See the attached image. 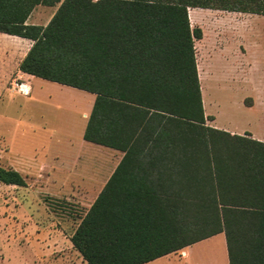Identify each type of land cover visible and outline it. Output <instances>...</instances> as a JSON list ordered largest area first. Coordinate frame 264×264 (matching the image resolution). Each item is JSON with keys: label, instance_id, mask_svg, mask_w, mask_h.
Listing matches in <instances>:
<instances>
[{"label": "trees", "instance_id": "obj_1", "mask_svg": "<svg viewBox=\"0 0 264 264\" xmlns=\"http://www.w3.org/2000/svg\"><path fill=\"white\" fill-rule=\"evenodd\" d=\"M57 6L47 24L28 23ZM191 7L264 0H0L32 40L22 72L95 94L83 138L124 152L70 240L85 264H144L225 234L229 264H264V141L207 124ZM0 183L25 175L0 164Z\"/></svg>", "mask_w": 264, "mask_h": 264}, {"label": "rangeland", "instance_id": "obj_2", "mask_svg": "<svg viewBox=\"0 0 264 264\" xmlns=\"http://www.w3.org/2000/svg\"><path fill=\"white\" fill-rule=\"evenodd\" d=\"M56 9L57 6L39 5L31 21L45 25ZM198 14L211 20L201 27ZM244 16L246 13L242 12L190 8L194 26L204 28L208 40L216 43L229 40L225 54L230 63L209 64L205 73L201 71L205 83V90L201 88L203 103L205 112L209 116L214 114L219 124L227 125L233 120L263 129L257 109L250 111L245 100L250 104L256 95L264 98V64L249 69L239 44L241 40L247 48V44L260 42L264 52V16L249 17L247 25L241 21ZM240 35L242 38H238ZM3 36L8 39H3L2 48H11V52L29 50L31 46L30 43L21 46L13 41L12 35ZM216 50L218 47L207 50L206 58H220L218 53L214 55ZM11 56L14 69L11 80L0 88V164L21 171L27 184L0 183V264H85L70 237L95 200L97 189L93 188L92 196L72 193V187L82 191L89 190L90 185L76 181L77 172L83 171L82 156L73 171L70 172L68 164L75 152L72 144L77 145L83 124L79 108L86 104L81 92L93 94L40 77L26 79L17 75L18 59L13 53ZM227 72L234 79L229 80ZM29 81L33 90L26 86L28 91L24 92L14 86V82L27 85ZM224 239L225 234L219 233L193 245L189 256L181 250L174 253L177 261L164 259L155 264H225ZM209 247L211 261L208 255L202 256Z\"/></svg>", "mask_w": 264, "mask_h": 264}, {"label": "crops", "instance_id": "obj_3", "mask_svg": "<svg viewBox=\"0 0 264 264\" xmlns=\"http://www.w3.org/2000/svg\"><path fill=\"white\" fill-rule=\"evenodd\" d=\"M191 8H193V7H191ZM204 9H208V8H204ZM217 10H220V9H217ZM225 11H227V10H225ZM232 12H238V11H232ZM242 13H244V12H242ZM189 14H190V9H189ZM198 15H199L198 24H200L201 27H203L205 25L204 23H206V21L211 20V18H204L200 14H198ZM253 15L264 16V14L246 13V16L242 17L241 21L245 22V24L247 25L249 22L248 18L253 16ZM31 17H32V14L30 15L29 19L27 20L28 23H34L31 21ZM225 21H227V19ZM191 24L194 27L192 20H191ZM5 34H7V33L0 32V88L5 87L7 85V83L11 80L12 73L14 71V69L12 68V65H11L12 53H13V56L15 57V59H18V62L15 64L16 74L20 75V76H24L26 79H28L29 77H32V79H36L37 77L30 75V74H27L25 72H22L19 69V63L23 59V57L26 55L28 50L16 49L15 52H11V48H2L1 42L3 41V39H8L7 36H3ZM8 35H10V34H8ZM241 35L238 36V38H240V37L242 38ZM12 37H13L12 38L13 41L17 42L21 46H26V45H28V43H30L29 45H32L31 39L24 38V37H21L18 35H12ZM23 39H27V40L25 41ZM206 39L207 38H206V34H205V29H204L203 30V37L201 39H197V40H199V42L201 44L198 45L199 42H197V44L195 43L196 50H197V65H198V71H199V78H200L201 88L203 90H205V83L202 80L201 71H203L205 73L206 65H209V64L216 65V64H219L221 62L230 63L228 54H225V48L229 44L228 38H226V41H222L221 43L212 42L208 39L205 42ZM240 42L242 44H239V45H240V48L242 49L243 53L247 57L249 69H254L257 66H261L264 64V52L262 50L263 49L262 43L256 42V43L247 44V48H245L244 42L241 40H240ZM214 46L218 47V50L215 51L214 55L218 53L221 57L219 58V56H215V57L213 56L211 58V60H209L206 58L205 53L211 47L215 48ZM252 52H254V53L252 54ZM256 53H259V56L256 55ZM201 65H202V68H201ZM232 76H233L232 74L227 72V78L229 80L234 79V78H232ZM48 81H50V80H48ZM228 81H226V82H228ZM52 82H54V81H52ZM59 84H61V83H59ZM61 85L69 86V85H65V84H61ZM27 86L33 90V87L31 85L30 81H29V84H27ZM69 87H72V86H69ZM74 88H76V87H74ZM80 90L83 91V89H80ZM81 93H82L81 96H82L83 104H86V105H83L81 108H79V110L82 111L83 124H82L80 132H79V141L77 142V145L74 146V144H72L74 147L73 151L75 150V152H74L73 156L71 157V160L68 164V169H70V172L73 171V166L79 162V160L82 156L83 157V165H84L83 171L77 172L76 181L78 180V181L87 183L90 185V187H89V190H82V191L79 188L75 189L72 187L71 191H72V193H86L87 196H92L91 192L93 191V188H94V190L97 189V191H94L95 197H97V195L99 194V192L101 191V189L103 188V186L105 185V183L107 182V180L109 179V177L111 176L113 171L115 170L116 166L118 165V163L122 159L124 152L117 150V149H114V148H111V147H107L104 145H99V144H96L93 142L86 141L83 138V134H84L85 127H86V124L88 121V117H89V114L92 110L93 103L95 100V94L92 93L93 95H91V94L86 95L83 92H81ZM202 96H203V94H202ZM245 104L250 111L257 109V113H259V120L262 121V123H263V125H262L263 129H261V126H258V128H255L254 125H251V123L239 124L237 121H233V120L231 122L227 123V125H222V124L217 123L216 116L214 114H212L211 119H207V124L211 125L213 127H217L220 129L227 130L231 133H237V134H241V135H249L252 138L264 141V98L260 95H256V96H254L252 103L248 104L245 100ZM260 113H262L261 116H260ZM206 114L208 115L207 112H206ZM76 150H77V152H76ZM43 167H46V164ZM94 184H96V185H94ZM214 237H216V235H214ZM195 244L196 243H194L193 245H195ZM193 245H190V246L183 249V254L185 256H189V251H190V249H192ZM223 248H224V252H225V258H224L225 264H229L226 239L223 240ZM164 259H168V261H171L172 263L177 261L176 257L174 256V253H171V254L159 257L157 259H154L152 261L146 262L144 264L161 263V261H163ZM223 264H224V262H223Z\"/></svg>", "mask_w": 264, "mask_h": 264}, {"label": "bare ground", "instance_id": "obj_4", "mask_svg": "<svg viewBox=\"0 0 264 264\" xmlns=\"http://www.w3.org/2000/svg\"><path fill=\"white\" fill-rule=\"evenodd\" d=\"M25 91H28V89L25 90ZM210 248H211V247H209L208 250H206V251L202 254V256H206V255H208V256H209V261L212 260V251H210ZM211 249H212V248H211Z\"/></svg>", "mask_w": 264, "mask_h": 264}, {"label": "built area", "instance_id": "obj_5", "mask_svg": "<svg viewBox=\"0 0 264 264\" xmlns=\"http://www.w3.org/2000/svg\"><path fill=\"white\" fill-rule=\"evenodd\" d=\"M15 85L19 86L20 89L23 90V91L25 92V90H26L25 87L27 86L26 83L22 82L21 85H19L18 82H16V83L14 82V86H15Z\"/></svg>", "mask_w": 264, "mask_h": 264}]
</instances>
